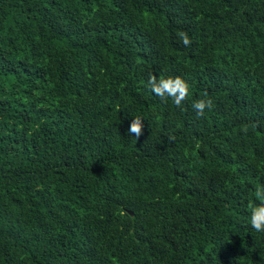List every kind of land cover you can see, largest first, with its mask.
Returning a JSON list of instances; mask_svg holds the SVG:
<instances>
[{
    "label": "trees",
    "instance_id": "obj_1",
    "mask_svg": "<svg viewBox=\"0 0 264 264\" xmlns=\"http://www.w3.org/2000/svg\"><path fill=\"white\" fill-rule=\"evenodd\" d=\"M260 185L264 0H0V264H264Z\"/></svg>",
    "mask_w": 264,
    "mask_h": 264
},
{
    "label": "clouds",
    "instance_id": "obj_2",
    "mask_svg": "<svg viewBox=\"0 0 264 264\" xmlns=\"http://www.w3.org/2000/svg\"><path fill=\"white\" fill-rule=\"evenodd\" d=\"M177 35L185 46L190 43V38L186 33L179 32ZM148 84L150 85L151 92L155 96L160 97L162 100L168 98L171 100L172 104L176 106H180L185 97L190 94L189 84L179 76L160 78L150 76ZM210 106L211 101L208 99L197 100L192 105L197 116L203 115L205 108ZM141 127V118L134 117L130 121L127 132L135 134V137H139L141 134ZM254 196L258 203L250 205L248 210V222L251 228L256 232L264 233V185L256 187Z\"/></svg>",
    "mask_w": 264,
    "mask_h": 264
}]
</instances>
